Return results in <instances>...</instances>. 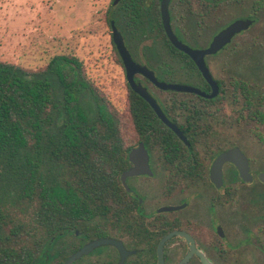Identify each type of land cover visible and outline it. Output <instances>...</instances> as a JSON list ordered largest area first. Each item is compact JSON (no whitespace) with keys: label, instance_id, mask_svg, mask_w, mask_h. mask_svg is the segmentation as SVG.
<instances>
[{"label":"flooded vegetation","instance_id":"af4514ba","mask_svg":"<svg viewBox=\"0 0 264 264\" xmlns=\"http://www.w3.org/2000/svg\"><path fill=\"white\" fill-rule=\"evenodd\" d=\"M157 1L160 14L162 0H136L139 29L144 23L148 31L152 30L149 12ZM167 10L172 33L192 50L208 48L216 35L236 21L248 20L251 25L233 35L216 54L204 57L217 86V94L211 99L191 92L162 91L143 76H134L135 83L155 99L184 140L150 108L173 136L123 139L121 216L115 220L119 224L116 238L71 232L58 249L74 254L92 241L111 239L121 243L123 254L112 246H101L111 253L95 254L88 264H158L159 242L174 233L162 247V264H264V183L259 178L264 174V109L262 115L238 119V106L250 95V84L244 79L253 74L239 72L236 51L264 48V36L260 40L253 36L254 23L264 21V9H254L253 0H169ZM160 23L164 32L161 15ZM142 45L157 46L152 40ZM136 60L153 72L145 61ZM182 71L180 80L166 84L211 94V85L187 55ZM152 87L166 94L170 104L161 106ZM233 149L244 157L250 180L241 178L232 160H219ZM133 150L137 151L136 163L129 159ZM136 167L143 173L125 177L123 182L122 176Z\"/></svg>","mask_w":264,"mask_h":264},{"label":"trees","instance_id":"16d2710c","mask_svg":"<svg viewBox=\"0 0 264 264\" xmlns=\"http://www.w3.org/2000/svg\"><path fill=\"white\" fill-rule=\"evenodd\" d=\"M253 2L264 9V0ZM138 9L136 0H112L104 21L109 28L114 23L132 59L141 55L158 80H180L186 55L167 40L158 1L149 12L153 31L144 23L138 28ZM140 15L144 21L143 6ZM145 40L157 46H143ZM111 45L124 71L112 39ZM251 57L254 73L263 77H245L250 95L238 106L239 120L264 109V48L251 49ZM124 85L127 108L121 112L74 54L53 55L35 69L0 61V264H64L73 251L58 245L71 232L118 234L123 139L173 136L125 74ZM154 90L161 106L170 104Z\"/></svg>","mask_w":264,"mask_h":264},{"label":"rangeland","instance_id":"374dc122","mask_svg":"<svg viewBox=\"0 0 264 264\" xmlns=\"http://www.w3.org/2000/svg\"><path fill=\"white\" fill-rule=\"evenodd\" d=\"M111 2L112 0H0V61L35 69L44 65L53 55L74 54L83 61L89 76L104 85L111 100L123 112L127 108L124 71L115 61L111 30L104 21ZM263 33L264 21H261L260 25L253 28L254 40L262 39ZM236 51L239 72L244 75L253 74L251 50ZM247 57L252 60L248 62ZM137 59L138 63H144L141 55ZM254 74L259 79L263 77L261 72ZM262 90L264 92V84ZM129 129L125 131L126 137H132ZM103 235L111 238L117 236L109 229ZM109 250L106 247L98 248L92 255L83 256L73 264H88L95 254L107 255L111 253Z\"/></svg>","mask_w":264,"mask_h":264},{"label":"water","instance_id":"95a60500","mask_svg":"<svg viewBox=\"0 0 264 264\" xmlns=\"http://www.w3.org/2000/svg\"><path fill=\"white\" fill-rule=\"evenodd\" d=\"M120 0H114V4H117ZM169 0H162L160 4V15L162 19V24L164 28L165 35L171 45L178 51L182 52L183 54L189 56L195 65L197 66L198 70L202 74L203 78L211 85L212 92L209 95H205L204 93L189 88L184 85H173V84H166L163 82H160L156 79L153 72L148 70L145 66H141L139 64H136L133 59L131 58V55L127 51L122 35L115 27L114 23L111 22L110 24V30H111V39L112 43L115 46V49L117 51V54L122 62V65L125 70V78L126 81L130 87V89L138 95L140 98H142L154 111L157 118L171 131H173L180 139L184 140V137L182 133L173 125L171 124L164 114L162 113L161 109L159 108L158 104L156 103L155 99L152 98V96L147 92L145 88H143L140 84L135 83L134 76L135 75H141L145 79H147L153 86H155L157 89L162 91L167 90H173L176 92H191L194 93L200 97L211 99L216 96L217 94V86L216 84L211 80V76L209 74L208 69L205 66L204 57L210 56L216 54L218 51H220L230 40V38L238 33L241 30H245L251 25V21H236L230 26H228L226 29L221 31L218 35L215 36L213 41L211 42L210 46L203 50H192L188 48L183 43L179 42L177 38L172 33L170 26H169V16H168V6ZM136 154L137 151L133 150L130 153L129 159L136 163ZM223 160H232L234 163H236L240 176L243 180L248 181L250 180L249 173H248V167L246 164V161L244 157L241 155V153L237 149L230 150L229 152L223 154L220 159ZM139 173H143L142 170H139L137 167L132 169L131 171L127 172L122 176V181L124 182L125 177L134 176ZM260 180L262 183H264V174L260 175ZM248 179V180H246ZM168 209H164L162 211H167ZM174 233L168 234L165 237L161 239V241L158 244V264H162V247L164 243L171 238ZM101 246H112L114 247L119 254H123V247L120 242L111 240V239H99L90 242L89 244L83 246L80 250L72 254L64 264H73L75 261L79 260L82 256L88 255L91 251L94 249L101 247Z\"/></svg>","mask_w":264,"mask_h":264}]
</instances>
